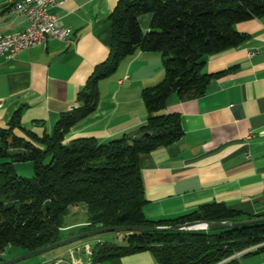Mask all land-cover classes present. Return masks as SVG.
Instances as JSON below:
<instances>
[{
    "label": "trees",
    "instance_id": "16d2710c",
    "mask_svg": "<svg viewBox=\"0 0 264 264\" xmlns=\"http://www.w3.org/2000/svg\"><path fill=\"white\" fill-rule=\"evenodd\" d=\"M143 14H150L146 31L138 20ZM253 17H264V0H118L109 16V54L86 80L78 106L61 113L41 134L21 124L19 110L0 128V253L7 246L25 253L62 239L64 217L78 204H84L86 211L80 232L251 217L213 202L173 218L147 219L139 155L181 137L178 114L161 113L169 96L175 93L188 99L203 94L210 79L223 73H206V59L243 43L247 35L238 32L235 24ZM136 50L158 52L164 71L158 83L141 90L146 123L132 135L104 143L92 137L66 140L69 129L95 110L99 81ZM143 133L148 135L133 136ZM19 162L31 163V176L17 173ZM124 233L121 243L96 242L92 261L147 250L158 264H238L229 258L262 243L264 223Z\"/></svg>",
    "mask_w": 264,
    "mask_h": 264
},
{
    "label": "crops",
    "instance_id": "0c3cea01",
    "mask_svg": "<svg viewBox=\"0 0 264 264\" xmlns=\"http://www.w3.org/2000/svg\"><path fill=\"white\" fill-rule=\"evenodd\" d=\"M10 1L0 0V34L26 26ZM117 1L64 0L51 12L70 29L67 38L50 37L14 55H0V128L19 110L21 124L41 134L78 106L86 80L109 54V16ZM138 20L148 30L150 14ZM235 29L246 40L209 56L204 66L206 73H223L199 96L180 99L172 93L161 111L178 114L181 137L139 155L147 219L173 218L213 202L245 216L264 215V17L238 22ZM163 75L158 52L136 50L122 59L99 81L95 110L69 129L66 140L92 137L104 143L137 132L147 121L141 90ZM98 241L107 240L77 243L33 264L60 258L58 264H158L147 250L94 262L91 249ZM263 245L229 260L264 264Z\"/></svg>",
    "mask_w": 264,
    "mask_h": 264
},
{
    "label": "built area",
    "instance_id": "2783aa9c",
    "mask_svg": "<svg viewBox=\"0 0 264 264\" xmlns=\"http://www.w3.org/2000/svg\"><path fill=\"white\" fill-rule=\"evenodd\" d=\"M64 0H30L28 9H20L17 13L26 19L25 28L18 33L0 34V55L15 53L29 48L34 44H44L48 38L65 39L70 34V29L61 25L58 16L51 9L60 5ZM119 84L122 80L118 81ZM264 242L255 244L250 248L233 254L239 256L244 252L258 248ZM62 259H56L52 264H58ZM73 264V263H71Z\"/></svg>",
    "mask_w": 264,
    "mask_h": 264
},
{
    "label": "water",
    "instance_id": "95a60500",
    "mask_svg": "<svg viewBox=\"0 0 264 264\" xmlns=\"http://www.w3.org/2000/svg\"><path fill=\"white\" fill-rule=\"evenodd\" d=\"M147 133H143L141 135H133V136H147ZM132 136V137H133ZM257 223H264V215L261 216H253L249 218H243L238 220H224V221H207V220H196V221H188L182 224L177 225H118V226H106L99 227L95 229L85 230L74 234L69 237L62 238L58 241L45 245L43 247L27 251L20 256L10 258L7 260L0 261V264H12L20 260H24L30 258L32 256H36L38 254L48 252L50 250L56 249L61 246H65L77 241H80L84 238L94 236L103 232L109 231H122V232H145V231H178V230H200V229H223L230 227H238L243 225H251Z\"/></svg>",
    "mask_w": 264,
    "mask_h": 264
},
{
    "label": "rangeland",
    "instance_id": "374dc122",
    "mask_svg": "<svg viewBox=\"0 0 264 264\" xmlns=\"http://www.w3.org/2000/svg\"><path fill=\"white\" fill-rule=\"evenodd\" d=\"M15 165H21V166H15L18 174H20L21 176H24V177L31 176L32 167H31L30 162H23V163L19 162V163H15ZM84 221H86V211H85L84 204H78L77 206H72L69 210V213L64 217V224L65 225L74 224V223H78V222H84ZM82 225H84V224L78 223V224L73 225V226L65 227L62 230V236H64L63 238L79 233ZM125 235L126 234L122 231L103 232V233H100V234H97L94 236L84 238L80 241L71 243V245L81 243V242L89 243V241H92V239H105L107 241L121 243V242H123ZM71 245H69V246H71ZM251 246H253V245H251ZM251 246H248V247H246L242 250H239L235 253L246 250V249L250 248ZM67 247H68V245L61 246V247H58L56 249L50 250L48 252H44V253L38 254L36 256H32L30 258H27V259L17 261V262L12 263V264H33L34 262H36L38 259H41L42 257H45V256L53 254V253H57L59 251H65ZM23 253L24 252L20 247L7 246L5 248V250L0 253V258L7 260L10 258L20 256Z\"/></svg>",
    "mask_w": 264,
    "mask_h": 264
},
{
    "label": "bare ground",
    "instance_id": "6f19581e",
    "mask_svg": "<svg viewBox=\"0 0 264 264\" xmlns=\"http://www.w3.org/2000/svg\"><path fill=\"white\" fill-rule=\"evenodd\" d=\"M9 5L11 10L17 13L20 9H28L30 7V0H11Z\"/></svg>",
    "mask_w": 264,
    "mask_h": 264
}]
</instances>
